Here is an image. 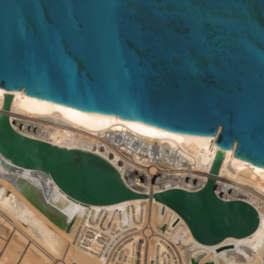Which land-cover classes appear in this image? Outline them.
Instances as JSON below:
<instances>
[{"label": "water", "instance_id": "water-1", "mask_svg": "<svg viewBox=\"0 0 264 264\" xmlns=\"http://www.w3.org/2000/svg\"><path fill=\"white\" fill-rule=\"evenodd\" d=\"M21 8L24 31L15 23ZM180 13L212 20L208 49L188 48ZM132 32L143 38L131 39ZM0 87L7 92L0 154L86 204L148 194L130 188L97 153L17 131L9 116L15 92L207 140L264 168V0H0ZM222 161L215 157L198 190L153 194L204 244L250 235L260 224L250 202L217 194Z\"/></svg>", "mask_w": 264, "mask_h": 264}, {"label": "bare ground", "instance_id": "bare-ground-1", "mask_svg": "<svg viewBox=\"0 0 264 264\" xmlns=\"http://www.w3.org/2000/svg\"><path fill=\"white\" fill-rule=\"evenodd\" d=\"M3 92L7 93L4 89ZM21 94L19 97L13 94L9 111L11 124L17 131L60 147L97 153L121 174L120 157L112 158L101 150V136L107 131L179 155L193 172L186 174L185 183L175 187L188 190L205 183L215 157H222L216 177L217 194L225 199L240 198L250 202L258 210L260 224L250 235L229 236L216 244H204L194 238L175 210L156 199L146 196L105 205L86 204L69 197L50 176L45 179L36 170L15 165L0 154V264H101L104 257L98 235L106 230L104 227L131 222L132 227L143 229L147 221H151L154 230H160V233L152 230L154 251L160 254L176 251L183 264H264V171H257L264 168L179 133ZM4 98L5 95L0 96V113ZM30 100L40 103H30ZM59 108L70 111H59ZM37 125L49 131V136L42 138L34 134L31 128ZM140 183L145 187L141 188L144 193L153 187V183ZM103 209L105 214H102ZM106 232L109 233V229Z\"/></svg>", "mask_w": 264, "mask_h": 264}, {"label": "built area", "instance_id": "built-area-1", "mask_svg": "<svg viewBox=\"0 0 264 264\" xmlns=\"http://www.w3.org/2000/svg\"><path fill=\"white\" fill-rule=\"evenodd\" d=\"M31 131L42 138L49 136V131L38 125L31 128ZM101 150L107 152L112 158H115L116 155L120 157L118 162L123 167L122 178L134 191L144 193L141 188L145 187L140 182L144 185L153 183V187L148 188L150 191L146 192L151 198L154 193L185 183L186 174L189 176L193 172L188 163L171 150L146 144L120 133L107 131L105 135H102ZM204 184L191 191L202 188ZM103 213L105 214L104 209ZM91 229L97 230L95 227H91ZM104 229H109V233L102 230L98 235L101 239L104 257V262L101 264H183L176 251L162 254L154 251L155 243L152 239V230L155 233H160V230H154L151 221H147L143 229L132 227L131 222L130 224L122 223V225L110 224L108 228L104 227ZM151 254H153V259L150 257Z\"/></svg>", "mask_w": 264, "mask_h": 264}, {"label": "snow or ice", "instance_id": "snow-or-ice-1", "mask_svg": "<svg viewBox=\"0 0 264 264\" xmlns=\"http://www.w3.org/2000/svg\"><path fill=\"white\" fill-rule=\"evenodd\" d=\"M124 5L118 4L116 6V9H119L123 7ZM182 16V19L185 24V44L188 46V48L194 50V51H204L208 49L211 45V40L208 37V34L206 32L207 27L212 24V20L203 17L199 14L192 15L187 13H180ZM16 27L19 30L21 27H23V31L25 28L24 25V9L21 8L17 11L16 14ZM114 25L119 27L120 25V18L117 16L114 21ZM130 38L135 40H141L143 38V34L140 32H132L130 33ZM5 93L3 92V89L0 88V96H4ZM17 97L21 96L22 94L17 92L14 93ZM25 100H29V97L24 96ZM30 103H40L39 101H29ZM47 106V105H45ZM52 107H56L53 105ZM59 111H70L68 109L59 108ZM75 114V113H74ZM131 127H139L138 125H130ZM147 130V129H146ZM154 131V130H153ZM160 135H167L166 133H160ZM179 138V137H176ZM203 143H207V140L202 141ZM261 152H264V143H261L260 145ZM257 171H264L262 169H257ZM260 233H257L259 235Z\"/></svg>", "mask_w": 264, "mask_h": 264}, {"label": "rangeland", "instance_id": "rangeland-1", "mask_svg": "<svg viewBox=\"0 0 264 264\" xmlns=\"http://www.w3.org/2000/svg\"><path fill=\"white\" fill-rule=\"evenodd\" d=\"M53 141H56V139L55 138H53V137H50Z\"/></svg>", "mask_w": 264, "mask_h": 264}]
</instances>
